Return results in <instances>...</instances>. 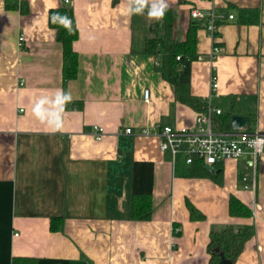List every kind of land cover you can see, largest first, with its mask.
Instances as JSON below:
<instances>
[{"label":"crops","instance_id":"obj_1","mask_svg":"<svg viewBox=\"0 0 264 264\" xmlns=\"http://www.w3.org/2000/svg\"><path fill=\"white\" fill-rule=\"evenodd\" d=\"M138 1L158 8V0ZM132 2L68 4L79 67L64 87L63 48L49 24L63 0H0V264L14 257L39 264H212L210 234L228 225L255 226L233 264H264V153L257 162L249 156L223 162L218 183L159 149L158 128L189 124L198 111L176 100L155 56L133 53L153 22ZM164 3L174 11L176 38L185 39L191 22L201 25L191 92L212 94L223 113L245 115L246 128L264 132V0ZM193 9L234 19L212 39L205 18L191 17ZM214 45L219 51L211 57ZM66 96L81 107L65 109ZM134 194L152 196L149 219H132ZM232 195L252 209L251 217L230 214ZM190 205L203 217L192 218ZM53 218H63L60 229H51Z\"/></svg>","mask_w":264,"mask_h":264},{"label":"trees","instance_id":"obj_2","mask_svg":"<svg viewBox=\"0 0 264 264\" xmlns=\"http://www.w3.org/2000/svg\"><path fill=\"white\" fill-rule=\"evenodd\" d=\"M8 4H10L8 2ZM9 8H15L16 5H8ZM27 5L22 2L21 10L27 11ZM133 10H143L146 14L158 11V8L152 7L144 2L133 0ZM248 10H242L245 14ZM162 26L157 22L151 24V33L142 48H133V53H141L155 56L158 60L155 69L162 77L173 85L176 100L188 105L198 112L204 110L205 99L195 96L191 92V65L199 57L197 43L198 30L201 25L196 21L191 22L184 40L175 37V18L174 11L171 8H165L163 17L160 18ZM49 24L57 31V40L63 48V80L64 87L70 80L77 77L79 67V54L74 49V42L78 38V29L75 25L74 13L68 4L63 2V6L52 9L49 14ZM179 57V59H178ZM63 107L80 108L81 102L78 100H64ZM231 113H222L219 119L220 127L231 129ZM192 173L194 176L209 177L214 181L221 183L223 169L221 164L215 166V170L210 172L206 169V164L202 160L196 159L192 164ZM131 215L133 220H145L151 217L153 211L152 196L149 194H134L131 202ZM192 218L203 217L193 206H189ZM229 211L232 216L251 217L252 209L236 196L230 197ZM63 218H53L51 229L58 230L62 227ZM255 235L254 225H245L234 227L228 225L220 230H213L210 234L208 250L211 253L212 264L220 261L221 257L215 252L218 248L223 256L234 262L243 251L245 244ZM12 264H39L38 259L34 257H14Z\"/></svg>","mask_w":264,"mask_h":264},{"label":"built area","instance_id":"obj_3","mask_svg":"<svg viewBox=\"0 0 264 264\" xmlns=\"http://www.w3.org/2000/svg\"><path fill=\"white\" fill-rule=\"evenodd\" d=\"M72 0H63L65 4H70ZM191 17L196 20L205 18L204 26L209 36L215 39L219 25L225 20H233L234 15L216 12L211 9L203 13L198 9L191 11ZM219 51L214 45L210 54L211 57ZM179 59V57H178ZM213 93L218 87V79L215 74L212 77ZM150 90H144V100L149 102ZM223 110L212 103V94L205 99L204 110L198 112L194 121L183 126H163L156 130L155 134L159 138V149L162 152H170L173 158L183 157L186 164H192L196 159L202 160L206 165L215 168L216 165L227 162V160H237L244 156H249L252 162H257L264 153V132L244 128L240 130L222 129L216 121L217 116ZM125 133H132L131 128H126ZM95 136H102V129L94 127ZM142 134L149 135L152 132L143 129ZM176 231H179L177 228Z\"/></svg>","mask_w":264,"mask_h":264},{"label":"water","instance_id":"obj_4","mask_svg":"<svg viewBox=\"0 0 264 264\" xmlns=\"http://www.w3.org/2000/svg\"><path fill=\"white\" fill-rule=\"evenodd\" d=\"M249 123V118L245 115L241 114H234L231 118V127L234 130H240L247 127ZM206 169L210 172L214 171V168L210 165H206ZM215 252L221 257V260L215 264H233L231 259L226 258L223 256V253L220 249H216Z\"/></svg>","mask_w":264,"mask_h":264},{"label":"clouds","instance_id":"obj_5","mask_svg":"<svg viewBox=\"0 0 264 264\" xmlns=\"http://www.w3.org/2000/svg\"><path fill=\"white\" fill-rule=\"evenodd\" d=\"M156 7V5H154ZM166 8V4L164 3V0H158V11L151 12L150 15L155 16L156 18H162L164 14V10ZM139 11V9H137ZM65 99H70V97H65ZM36 115L43 119V116L39 110V108L36 109Z\"/></svg>","mask_w":264,"mask_h":264},{"label":"rangeland","instance_id":"obj_6","mask_svg":"<svg viewBox=\"0 0 264 264\" xmlns=\"http://www.w3.org/2000/svg\"><path fill=\"white\" fill-rule=\"evenodd\" d=\"M148 22H149V23H150V22H153V23H154V22H157L160 26H162V22H163V21H162L160 18H156L155 16H152V15H151V16L149 17V19H148ZM148 30H149V29H148ZM148 32H149V35H152V33H151L150 30H149Z\"/></svg>","mask_w":264,"mask_h":264}]
</instances>
